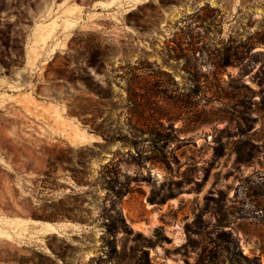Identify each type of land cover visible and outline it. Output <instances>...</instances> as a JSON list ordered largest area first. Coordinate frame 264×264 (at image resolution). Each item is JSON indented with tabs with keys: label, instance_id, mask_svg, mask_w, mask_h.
Instances as JSON below:
<instances>
[{
	"label": "rangeland",
	"instance_id": "374dc122",
	"mask_svg": "<svg viewBox=\"0 0 264 264\" xmlns=\"http://www.w3.org/2000/svg\"><path fill=\"white\" fill-rule=\"evenodd\" d=\"M130 71L144 151L115 141L85 172L137 177L132 234L34 218L71 193L53 158L103 142L71 112L87 86L129 133ZM0 264H264V0H0Z\"/></svg>",
	"mask_w": 264,
	"mask_h": 264
},
{
	"label": "trees",
	"instance_id": "16d2710c",
	"mask_svg": "<svg viewBox=\"0 0 264 264\" xmlns=\"http://www.w3.org/2000/svg\"><path fill=\"white\" fill-rule=\"evenodd\" d=\"M124 74L123 79L128 94L125 112L129 121V133L122 136V128L119 126L118 120L113 118L112 114L107 119L100 121L103 117L102 106L105 96L87 86V91L96 98H88L85 104L77 106L78 108H73L71 112L78 115L84 125L92 133L100 136L103 142H95L92 146L81 147L77 151L80 154L72 155L71 157L66 158L64 155L58 154L53 158L51 166L54 168V171L66 164L67 166L64 168L71 172L70 178L73 181V185L70 186L71 193L59 198L57 201L51 202L49 207L52 211L48 216H33L34 218L49 221L70 220L88 225L98 223L111 236H116L119 232L132 234L133 229L124 216L121 200L127 194L133 192V181H138L137 177H131L125 173L121 166L122 162L117 161L116 158H111L103 164L95 178H91L85 172V170H89L92 162L103 153V148L115 141L122 142L124 145L129 144V146L135 148L138 154L144 151V148L141 149L139 146V136L135 134V131H142V133L144 131L133 126L132 119L137 111L143 109L142 88L139 87L141 82L138 80L140 77L133 71ZM88 116L90 117L88 118ZM144 141H150L151 143L152 141H165V139L151 136V138ZM96 149H98V153ZM127 154L134 157L132 151H129ZM45 175L50 177L49 173H45ZM81 187H87L84 196L90 199L88 207H84L81 204V196L77 194L76 189ZM101 191H105L106 194L102 195ZM94 204L100 205L101 209L99 215L95 218L93 217L92 208ZM78 209H82L84 212L78 214ZM137 235L141 236L142 233L139 232ZM242 257L243 259H248L244 255Z\"/></svg>",
	"mask_w": 264,
	"mask_h": 264
},
{
	"label": "water",
	"instance_id": "95a60500",
	"mask_svg": "<svg viewBox=\"0 0 264 264\" xmlns=\"http://www.w3.org/2000/svg\"><path fill=\"white\" fill-rule=\"evenodd\" d=\"M57 226L61 227L63 224L62 223H55Z\"/></svg>",
	"mask_w": 264,
	"mask_h": 264
},
{
	"label": "bare ground",
	"instance_id": "6f19581e",
	"mask_svg": "<svg viewBox=\"0 0 264 264\" xmlns=\"http://www.w3.org/2000/svg\"><path fill=\"white\" fill-rule=\"evenodd\" d=\"M47 224H48V226H50V227L53 226L51 223H47ZM140 227H141V226H140Z\"/></svg>",
	"mask_w": 264,
	"mask_h": 264
}]
</instances>
